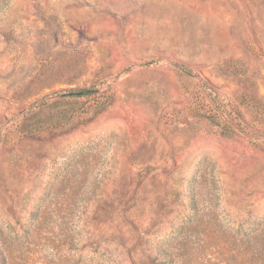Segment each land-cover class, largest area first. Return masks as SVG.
<instances>
[{
	"label": "rangeland",
	"instance_id": "rangeland-1",
	"mask_svg": "<svg viewBox=\"0 0 264 264\" xmlns=\"http://www.w3.org/2000/svg\"><path fill=\"white\" fill-rule=\"evenodd\" d=\"M0 264H264V0H0Z\"/></svg>",
	"mask_w": 264,
	"mask_h": 264
},
{
	"label": "trees",
	"instance_id": "trees-1",
	"mask_svg": "<svg viewBox=\"0 0 264 264\" xmlns=\"http://www.w3.org/2000/svg\"><path fill=\"white\" fill-rule=\"evenodd\" d=\"M94 92L95 91L92 90V89H82V90L68 91L65 95L67 97H72V98H85V97L93 94ZM107 107H108L107 105H103V107L101 108V110L103 111ZM226 122L228 124H230L229 121L226 120ZM160 255H161V253H160ZM163 255H164V253H163ZM163 258H164V260H166L165 259L166 258L165 255L163 256ZM163 262H166V261H163Z\"/></svg>",
	"mask_w": 264,
	"mask_h": 264
}]
</instances>
